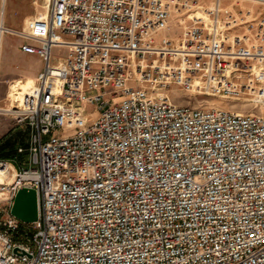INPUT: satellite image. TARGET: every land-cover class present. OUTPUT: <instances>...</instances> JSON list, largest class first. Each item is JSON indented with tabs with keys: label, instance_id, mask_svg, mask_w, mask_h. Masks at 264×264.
I'll return each instance as SVG.
<instances>
[{
	"label": "built area",
	"instance_id": "1",
	"mask_svg": "<svg viewBox=\"0 0 264 264\" xmlns=\"http://www.w3.org/2000/svg\"><path fill=\"white\" fill-rule=\"evenodd\" d=\"M228 1L48 0L0 23V54L10 33L44 63L6 109L28 142L0 159V264H264V115L168 95L264 104V0ZM22 188L34 222L11 213Z\"/></svg>",
	"mask_w": 264,
	"mask_h": 264
},
{
	"label": "crops",
	"instance_id": "2",
	"mask_svg": "<svg viewBox=\"0 0 264 264\" xmlns=\"http://www.w3.org/2000/svg\"><path fill=\"white\" fill-rule=\"evenodd\" d=\"M47 5V0H0V23L4 26L20 30L25 26V22L36 14L40 13L44 6ZM11 35L16 38L19 43L18 45H13L10 43V52L8 54L9 64L12 66L11 56L15 55H25L36 62V67L33 70H20L14 72L7 67L9 64L3 65L1 54H5V43L6 35ZM22 39L10 33H4L1 37V54H0V128L2 134L0 135V146L6 142H11L10 145L15 149L13 156L18 157L24 156L25 153H18L17 149L19 147H26L28 142V130L22 128V126L16 125L14 118L6 112V109L10 107L11 101L16 99L18 95L17 90L22 91L27 85H31L35 82L37 74L43 68V60L37 55L28 54L20 49ZM6 57V56H5ZM6 66V67H5ZM18 79H26L25 82ZM4 130V131H3ZM20 133V134H19ZM5 150L0 151V159H10L6 158L4 155ZM12 156V157H13ZM11 157V158H12ZM24 159L20 160L23 161Z\"/></svg>",
	"mask_w": 264,
	"mask_h": 264
},
{
	"label": "rangeland",
	"instance_id": "3",
	"mask_svg": "<svg viewBox=\"0 0 264 264\" xmlns=\"http://www.w3.org/2000/svg\"><path fill=\"white\" fill-rule=\"evenodd\" d=\"M205 2H212V0H203ZM230 2L228 0H223V4L227 5ZM251 5V4H247ZM255 10L261 9L259 6L252 5ZM6 43H5V54H1V59L3 65L9 64L8 54L10 52V43L13 45H18L19 41L11 35H6ZM65 49L62 48H53L52 49V60L54 61L58 55H64ZM6 56V57H5ZM12 66L11 64L7 65L6 68L18 72L22 70H33L36 67V62L32 58L25 55H15L11 56ZM23 82L26 79H18ZM168 95L172 99L173 102L179 105H188L192 107H219L222 109L238 111L241 113H255L264 115V104L258 103L255 99L254 95L244 93L239 99L235 98H226L222 96H207L201 94H191L185 92L184 90L172 87L168 91ZM92 109V107H91ZM23 128V127H22ZM4 131V130H3ZM62 132H68V130H64ZM2 130L0 128V135L2 134ZM1 151V149H0Z\"/></svg>",
	"mask_w": 264,
	"mask_h": 264
},
{
	"label": "water",
	"instance_id": "4",
	"mask_svg": "<svg viewBox=\"0 0 264 264\" xmlns=\"http://www.w3.org/2000/svg\"><path fill=\"white\" fill-rule=\"evenodd\" d=\"M11 213L24 222L37 220L38 205L36 191L31 188H22L16 193Z\"/></svg>",
	"mask_w": 264,
	"mask_h": 264
},
{
	"label": "trees",
	"instance_id": "5",
	"mask_svg": "<svg viewBox=\"0 0 264 264\" xmlns=\"http://www.w3.org/2000/svg\"><path fill=\"white\" fill-rule=\"evenodd\" d=\"M10 143L11 142H6L0 146L1 150H5L3 156H5L6 158H11L14 155V153L16 152L15 149L13 147H11ZM24 146H26V144H24ZM19 159L20 160L24 159V156L20 155Z\"/></svg>",
	"mask_w": 264,
	"mask_h": 264
},
{
	"label": "bare ground",
	"instance_id": "6",
	"mask_svg": "<svg viewBox=\"0 0 264 264\" xmlns=\"http://www.w3.org/2000/svg\"><path fill=\"white\" fill-rule=\"evenodd\" d=\"M47 3H48V0H47ZM17 92H18L17 94H19L21 91H20V90H17ZM12 101H13V100H12Z\"/></svg>",
	"mask_w": 264,
	"mask_h": 264
}]
</instances>
